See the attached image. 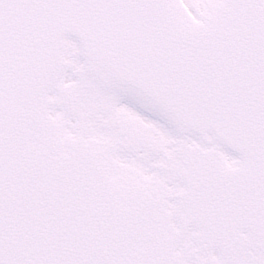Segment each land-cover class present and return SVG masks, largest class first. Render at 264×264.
Returning a JSON list of instances; mask_svg holds the SVG:
<instances>
[{"label": "snow or ice", "instance_id": "obj_1", "mask_svg": "<svg viewBox=\"0 0 264 264\" xmlns=\"http://www.w3.org/2000/svg\"><path fill=\"white\" fill-rule=\"evenodd\" d=\"M0 264H264V0H0Z\"/></svg>", "mask_w": 264, "mask_h": 264}]
</instances>
